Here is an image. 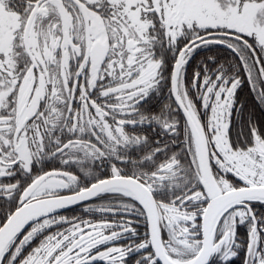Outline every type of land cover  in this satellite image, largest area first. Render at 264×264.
<instances>
[{
	"label": "snow or ice",
	"instance_id": "obj_1",
	"mask_svg": "<svg viewBox=\"0 0 264 264\" xmlns=\"http://www.w3.org/2000/svg\"><path fill=\"white\" fill-rule=\"evenodd\" d=\"M0 264H264V0H0Z\"/></svg>",
	"mask_w": 264,
	"mask_h": 264
},
{
	"label": "flooded vegetation",
	"instance_id": "obj_2",
	"mask_svg": "<svg viewBox=\"0 0 264 264\" xmlns=\"http://www.w3.org/2000/svg\"><path fill=\"white\" fill-rule=\"evenodd\" d=\"M197 59H199V57H197ZM193 63H195V61ZM80 213H81L80 207H73L70 210H66V211L62 212V214H65V215H73V214H80Z\"/></svg>",
	"mask_w": 264,
	"mask_h": 264
}]
</instances>
